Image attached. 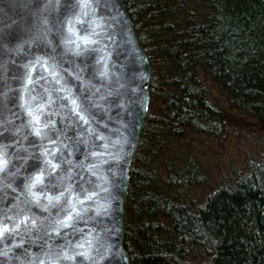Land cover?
Wrapping results in <instances>:
<instances>
[{
	"label": "water",
	"instance_id": "1",
	"mask_svg": "<svg viewBox=\"0 0 264 264\" xmlns=\"http://www.w3.org/2000/svg\"><path fill=\"white\" fill-rule=\"evenodd\" d=\"M150 79L124 0H0V264H130Z\"/></svg>",
	"mask_w": 264,
	"mask_h": 264
},
{
	"label": "trees",
	"instance_id": "2",
	"mask_svg": "<svg viewBox=\"0 0 264 264\" xmlns=\"http://www.w3.org/2000/svg\"><path fill=\"white\" fill-rule=\"evenodd\" d=\"M124 3L151 67L130 264H264V0Z\"/></svg>",
	"mask_w": 264,
	"mask_h": 264
},
{
	"label": "clouds",
	"instance_id": "3",
	"mask_svg": "<svg viewBox=\"0 0 264 264\" xmlns=\"http://www.w3.org/2000/svg\"><path fill=\"white\" fill-rule=\"evenodd\" d=\"M31 114V112H30ZM34 119L37 121V123L39 122V117H34ZM36 135H40V128L37 127L34 129ZM7 166V161L4 160L2 157H0V171H3L4 168ZM54 167H57V166H54ZM43 180H44V176H43V173L41 174H38L35 178H34V181L33 183L31 184L30 188H29V191H30V194L33 196V198L39 202L40 198H41V194L40 193H35L32 191V189H34L36 187L37 184H42L43 183ZM48 201L51 202L54 198L51 197V196H48L47 197ZM55 199H59V197H56ZM70 219V217H69ZM7 231V228H0V237L3 236L4 232ZM69 259H71V257H67Z\"/></svg>",
	"mask_w": 264,
	"mask_h": 264
},
{
	"label": "rangeland",
	"instance_id": "4",
	"mask_svg": "<svg viewBox=\"0 0 264 264\" xmlns=\"http://www.w3.org/2000/svg\"><path fill=\"white\" fill-rule=\"evenodd\" d=\"M238 155V154H237ZM239 158V157H238ZM209 181V180H208ZM209 183V182H208Z\"/></svg>",
	"mask_w": 264,
	"mask_h": 264
}]
</instances>
